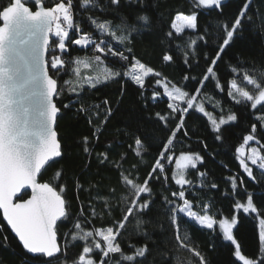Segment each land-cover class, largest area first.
<instances>
[{
    "label": "trees",
    "instance_id": "1",
    "mask_svg": "<svg viewBox=\"0 0 264 264\" xmlns=\"http://www.w3.org/2000/svg\"><path fill=\"white\" fill-rule=\"evenodd\" d=\"M60 1L69 5L72 29L64 50L51 32L50 45L56 50L48 49L47 61L60 57V95L54 101L60 109L56 132L61 155L38 177L65 203V216L55 228L59 259L51 264H79L84 247L95 264H243L217 228L200 226L178 210L165 216L162 201H174L178 209L181 190L192 212L214 220L231 217L236 205L251 196L257 211L237 212L233 236L244 257L264 264L259 225L264 219V171L252 165L250 177L237 152L247 135L253 136L250 144H261L264 151V101L253 108L240 94H258L246 76L264 82V0H229L223 15L220 8L201 7L195 0H120L118 7L110 0H40L47 8ZM7 2L0 0V5ZM237 13L244 14L243 31L237 30L217 58L214 53L227 38L225 28ZM178 14L196 16L195 27L176 33L172 24ZM83 35L91 44L72 43ZM209 54L216 64L207 59ZM165 55L171 59L165 61ZM82 59L105 66L109 75L95 85L77 84L75 69ZM135 62L152 69L140 84L132 76ZM48 71L53 75L49 64ZM162 83L185 94L180 105L168 98ZM218 134L222 140L216 139ZM137 137H145L141 146L135 144ZM181 154L198 160L185 170L186 183L177 185L175 161ZM146 181L152 196L145 194L144 200L156 203L147 215L133 213L126 221L128 198ZM27 196L24 192L18 199ZM108 228L113 231L110 245L120 252L107 251L102 240L96 245L94 233ZM145 245L149 250L141 257ZM43 260L21 248L0 214V264Z\"/></svg>",
    "mask_w": 264,
    "mask_h": 264
},
{
    "label": "snow or ice",
    "instance_id": "2",
    "mask_svg": "<svg viewBox=\"0 0 264 264\" xmlns=\"http://www.w3.org/2000/svg\"><path fill=\"white\" fill-rule=\"evenodd\" d=\"M228 2L229 0H199V5L220 8V14L223 15V9ZM32 4L39 5L40 0H8L6 4L0 5V21L3 22L0 26V209L3 210L4 220L18 237L23 249L27 253L48 257L49 259L43 260L42 264H51L52 260L59 259L57 232L54 226L59 218L65 216L64 201L48 184H38L35 177L46 160L61 155L56 142V133L52 129V124L60 111L54 102V97L60 95L57 86L60 57L53 56L51 61H46L43 53L47 48H51L53 52L56 50L49 44L48 39V34L53 31V25H55V36L59 38L58 47L60 50L65 49V37L68 36V33L56 23L59 19L56 13L61 10L65 11L63 17L65 22H68L70 17L63 4H57L52 9L37 11H33L28 6ZM110 4L118 7L120 0H110ZM246 12L245 8L244 14ZM244 14L237 13L228 28H225L227 38L223 39L222 45L218 46L219 50L215 51L214 54L217 58L221 56L223 46L229 45L234 39L237 30L243 31ZM140 19H147V17ZM186 19L188 27H195L196 16H189ZM97 26L100 29L105 28L103 23H98ZM72 43L77 46L87 45L90 40L82 37L73 40ZM102 47L103 45L98 46V48ZM163 59L169 61L171 57L165 55ZM207 59L212 60L213 64L217 63L211 54L207 56ZM46 64L50 65L53 75L49 74ZM147 71L151 72L152 69L148 68ZM213 71L212 67L207 68L208 73ZM261 75L264 76V73ZM245 79L249 84L255 86L258 95L250 94L248 91H242L240 94L245 100L253 102L252 107L255 108L264 101V82L258 83L255 79H250L247 76ZM134 80L140 84L142 78L137 75ZM176 94L185 95L179 89L176 90ZM169 95L172 94L169 93ZM188 105L189 107L193 106L191 100L188 101ZM168 108L179 114V110L174 109L172 104H168ZM234 119L233 116L229 117V120ZM260 119L264 120V117H260ZM220 123L224 124L225 121L221 120ZM176 127L179 129L181 125ZM216 131L219 133L220 129L217 128ZM144 139L145 137L135 138V144L141 146ZM216 139L222 140L223 137L218 134ZM252 139L251 135L244 137L245 141ZM253 154H255V149H253ZM260 159L264 161V157ZM181 160L188 161L189 158L181 157ZM252 162L255 164L256 160ZM159 166L158 163L157 167ZM192 166L195 167V164ZM178 167H184V165L178 162ZM259 167L264 169V162L260 163ZM244 171L253 177V173L247 165H244ZM184 182L183 179L175 181L177 185ZM24 185L31 186L32 197L22 203H14L13 196ZM212 187H216V185L213 184ZM145 194L149 197L152 196L147 181L145 186L136 187L129 196L127 203L131 204V207L124 208V212L128 214L125 217L126 221L133 213L147 215L152 211L156 200L151 198L144 200ZM175 195L176 193H173V196ZM178 196L184 204L178 209L174 201L167 199L162 201L161 207L165 216L170 215L174 210L181 213L187 212L190 217L198 220L200 225H204L208 229L213 227L210 216H197L189 210L190 205L184 199L185 192L183 190L179 191ZM236 207L243 208L246 213L250 210L257 211L253 206L251 196L246 204H237ZM235 219V217L232 218L233 223ZM171 223H176L175 217L172 218ZM259 225L260 238L264 241V219L259 221ZM220 228L223 230L225 238L231 241L233 238L229 221H220ZM110 239L113 238L104 237L105 241ZM148 250L149 246L145 245L139 250V255L146 256ZM89 251L88 247L83 248L84 253H89ZM108 251L120 252V248L110 245ZM237 256L239 257V253ZM127 259L131 260L132 257H127ZM80 260L83 261L84 257L81 256ZM202 264H206V262H202Z\"/></svg>",
    "mask_w": 264,
    "mask_h": 264
},
{
    "label": "rangeland",
    "instance_id": "3",
    "mask_svg": "<svg viewBox=\"0 0 264 264\" xmlns=\"http://www.w3.org/2000/svg\"><path fill=\"white\" fill-rule=\"evenodd\" d=\"M195 1L199 5V0H195ZM57 4H63L65 6V9L67 10V14L70 17L69 21H71L69 5L67 3H65V2H63V1H60ZM57 4H55V5H57ZM55 5H54V7H55ZM199 6L205 7L203 5H199ZM56 14L59 16V19L56 21V23L59 24L61 29L64 30V26H63L62 23H65V21L63 19L64 15H65V11L61 10V11H58ZM189 16H194V15L178 14L174 18V21H173V24H172V29L176 33L181 32L184 29H193L194 27H188L187 26V19L186 18L189 17ZM52 33H53V35H55V25H53ZM82 37H85V36L83 35V36H81L79 38H82ZM80 46H83V45H80ZM141 65L142 64H140L139 62H135L134 63V67H136V68L132 71V76L133 77L139 75L142 78L144 74H145L144 76H146L147 74L150 73V72L147 71L148 68H146L145 66H143V68H141ZM75 72H76V77H77V80H78L77 84H91V85H95V84L105 80V79L98 80L99 78H105L106 76L109 75V71L107 70V68L105 66L97 65L96 63H93V62H91V61H89L87 59H82L81 61H78L77 67L75 69ZM161 85L164 88V90L166 91V93L168 95V98L171 99V97H172L173 100L176 101L178 103V105H180L179 101L183 100L184 95H177L176 94L177 88H173V89L172 88H167L168 86H166L165 83L164 84L162 83ZM231 87L233 89L236 88L234 83H231ZM179 91L181 93H183L181 90H179ZM169 93H171L172 95H169ZM252 103L253 102H251V104ZM251 141H254V140L245 141L244 145L239 148V152H238V154H239V162H240V165H241V168H242L243 171H244V165H247V167L249 169H251L252 165H254V166L258 167L259 169H261L259 167V165H260V163L264 162V161H261V159H260L261 157H264V151L261 149V146H260L261 144H259V146L257 144L252 145V144H250ZM253 149H255V154H253ZM181 157H188L189 160L188 161H183V160H181ZM197 160H198L197 156L192 155V154H181V155H179L176 158V161H175L174 180L176 181V179H183L185 181V178H184L185 170L189 166H192L193 164H196ZM253 160H256L255 164H253V162H252ZM178 162L180 164H183L184 167H178ZM261 170L264 171V169H261ZM185 183H186V181L184 183L180 184V185H183ZM246 203H247V201L245 203H242V204H246ZM183 206H184V204L182 203L181 207H183ZM189 210L191 211L190 208H189ZM239 210L243 211V208H237L236 207L235 208V213L231 217H223L220 220H214V219L211 218L212 221H213V227L212 228H217L221 232L224 240H226L228 242H231L234 245L235 257L241 263H243V264H253V260L244 257L240 253L239 248L237 246V243L235 241V238L233 236V229H234L236 221H237V212ZM249 212H252V211L250 210ZM184 214L188 218H190L193 221H195L198 225H200L198 220L194 219L193 217H190L187 212H184ZM196 215L197 216H202V215H198V214H196ZM233 217L236 218L234 223L232 222V218ZM222 220L229 221L230 231H231V235H232V238H233L231 241H229V240H227L225 238L223 230L220 228V221H222ZM260 220L261 219H259V221ZM200 226L206 227L204 225H200ZM76 235L78 237L85 238L82 233H79V231L76 232ZM105 236L112 237L113 236L112 229L108 228V229H104V230H97L94 233V237L96 239V245L99 246V242L98 241L102 240L104 242L105 249L108 251V247L110 246L111 239L108 240V241H105L104 240ZM260 236H261V229H260ZM260 242H261V246L263 248L264 247V241H262L261 238H260ZM89 253H90V251H89ZM89 253H84L83 252V254H82L84 256L83 264H95L93 262L92 258H89V256H88ZM237 253H239V257L237 256Z\"/></svg>",
    "mask_w": 264,
    "mask_h": 264
},
{
    "label": "water",
    "instance_id": "4",
    "mask_svg": "<svg viewBox=\"0 0 264 264\" xmlns=\"http://www.w3.org/2000/svg\"><path fill=\"white\" fill-rule=\"evenodd\" d=\"M33 11H37V10H48V9H52V8H47V7H45L43 4H42V2H40V4L39 5H37V4H34V6H33V8H31ZM2 21H0V26H2ZM48 39H49V44H51V32L48 34ZM48 49L49 48H47L45 51H44V53H43V55H44V58L46 59V61H47V54H48ZM46 68H47V70H48V64H46ZM54 99H55V97H54ZM55 102V101H54ZM58 114H59V112H58ZM57 117H58V115H57ZM56 121H57V119L53 122V124H52V129H53V131L56 133V142H57V144L59 145V150H60V142H59V140H58V135H57V132H56ZM61 152V151H60ZM60 157V156H59ZM59 157H50L48 160H46L45 162H44V164L42 165V167H41V169H40V171L39 172H37V174H36V182L38 183V184H48V183H46V182H39V180H38V177H39V175H40V173L43 171V169L47 166V165H49L51 162H53V161H55L56 159H58ZM49 185V184H48ZM49 187H51L52 188V186L51 185H49ZM53 190L57 193V195H59L60 196V194L53 188ZM24 192H27L28 193V196L25 198V199H23V200H19L18 198H20V196L22 195V193H24ZM32 195H33V191H32V188H31V186H29V185H24L23 187H21V189L13 196V202L14 203H22V202H24V201H26V200H29L31 197H32ZM61 197V196H60ZM61 199L63 200V198L61 197ZM64 201V200H63ZM64 207H65V203H64ZM0 214H1V217H2V220H3V222L5 223V225H6V227L8 228V230H9V232L11 233V235L17 240V242H18V244L21 246V248L23 249V246H22V244L19 242V240H18V237H16L15 236V234H14V232H12V230H11V227L7 224V221L6 220H4V217H3V210L2 209H0ZM64 217V216H63ZM63 217H61V218H59V220L57 221V223L61 220V219H63ZM57 225V224H56ZM56 225L54 226V229L56 228ZM57 246H58V249H59V254H60V245H59V242H58V236H57ZM24 250V249H23ZM26 253H27V251L26 250H24ZM28 255H30L31 257H38V256H41V254H32V253H27ZM55 255V254H54ZM81 256H83V255H81ZM80 256V257H81ZM43 257H45L47 260L49 259L48 257H46V256H43ZM80 257H79V259H78V263L79 264H83V261H81L80 260ZM84 257V256H83Z\"/></svg>",
    "mask_w": 264,
    "mask_h": 264
},
{
    "label": "built area",
    "instance_id": "5",
    "mask_svg": "<svg viewBox=\"0 0 264 264\" xmlns=\"http://www.w3.org/2000/svg\"><path fill=\"white\" fill-rule=\"evenodd\" d=\"M63 24V26H64V30L66 31V32H70L71 31V29H72V23H71V21H69V22H65V23H62ZM86 38H88L89 40H90V43L89 44H91V38L90 37H86Z\"/></svg>",
    "mask_w": 264,
    "mask_h": 264
}]
</instances>
